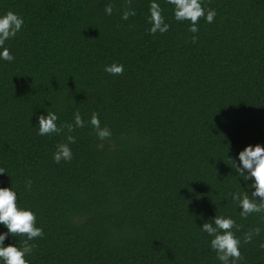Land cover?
I'll return each mask as SVG.
<instances>
[{
	"label": "trees",
	"instance_id": "obj_1",
	"mask_svg": "<svg viewBox=\"0 0 264 264\" xmlns=\"http://www.w3.org/2000/svg\"><path fill=\"white\" fill-rule=\"evenodd\" d=\"M152 2L132 0L125 21L127 0H0V16L24 20L4 45L14 59L0 58V188L44 230L29 264H222L202 231L216 215L241 226V241L261 229L238 264H264V213L243 218L228 196L251 197L254 180L234 167L247 146H264V0H202L217 15L195 34L155 0L170 25L155 35ZM113 63L123 75L105 71ZM77 111L73 159L57 164L67 132L41 136L38 118L74 124Z\"/></svg>",
	"mask_w": 264,
	"mask_h": 264
},
{
	"label": "clouds",
	"instance_id": "obj_2",
	"mask_svg": "<svg viewBox=\"0 0 264 264\" xmlns=\"http://www.w3.org/2000/svg\"><path fill=\"white\" fill-rule=\"evenodd\" d=\"M169 5L174 6V18L177 21L190 22L189 31L198 33V22L205 18L206 22L213 23L217 15L215 10H206L202 6V0H166ZM132 0H127L125 10L122 12V19L128 20L136 15L135 9L131 7ZM105 12L111 15L113 5L111 3L105 6ZM149 23L151 27L149 32L155 35L157 32L167 33L170 25L165 22L163 9L159 3L153 2L150 4ZM24 25L23 18L11 10L0 16V58L11 62L14 57L10 54L7 47H4L5 42L15 38L22 30ZM197 41V36L193 35L192 42ZM105 71L111 75H123L124 66L122 64L113 63L110 66H105ZM39 135L62 134L67 132V143L57 145V151L53 155L54 162L59 164L61 161L71 162L73 153L69 144L76 142V138L71 135L76 128L85 126L81 114L77 111L74 114V124L65 123L58 126L56 121L58 116L55 113L49 112L47 117L39 116ZM90 124L95 130L96 136L100 140L108 139L111 136V131L107 127H101V122L98 113H93L90 119ZM240 164H236L234 169L245 181L254 180L250 185L254 191L251 197L247 192L229 193L228 196L239 204L241 209L240 215L243 218L256 213H264V146L257 144L249 145L239 153ZM6 173V170L0 168V174ZM32 186L31 179L26 181V187L30 190ZM17 193L11 188H0V224L4 225L8 232L0 234V260L3 264H29L26 256L30 255L36 248L35 244L30 243L37 238H43L44 230L36 226L37 217L35 213L28 209L18 207ZM258 201V202H257ZM241 226L238 225L232 218H225L216 215L214 223L206 222L203 224L202 231L213 237L210 241V247L216 252L217 258L222 264H238L244 259L240 246L241 243H251L253 238L260 235L259 227L252 228L243 236V241L236 236V232L240 231ZM11 234L15 237H24L20 239V247L16 245L4 246V241ZM264 248V243L260 245Z\"/></svg>",
	"mask_w": 264,
	"mask_h": 264
}]
</instances>
